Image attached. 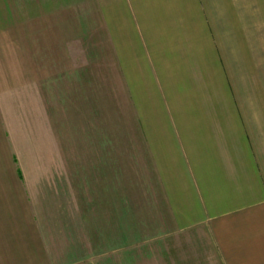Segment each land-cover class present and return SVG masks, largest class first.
Returning <instances> with one entry per match:
<instances>
[{
    "label": "crops",
    "instance_id": "obj_1",
    "mask_svg": "<svg viewBox=\"0 0 264 264\" xmlns=\"http://www.w3.org/2000/svg\"><path fill=\"white\" fill-rule=\"evenodd\" d=\"M10 126L71 171L35 188ZM109 229L131 264H264V0H0V264Z\"/></svg>",
    "mask_w": 264,
    "mask_h": 264
},
{
    "label": "rangeland",
    "instance_id": "obj_2",
    "mask_svg": "<svg viewBox=\"0 0 264 264\" xmlns=\"http://www.w3.org/2000/svg\"><path fill=\"white\" fill-rule=\"evenodd\" d=\"M32 128L35 129V126H33ZM81 128L83 129L80 131V134H77V138H76L77 140H81V141L87 140L92 142L93 144H95V142H98L100 135L99 127L96 128L92 127L90 130H88L89 132L86 131V129H84L85 127H81ZM10 129H11L10 131L11 140L15 148L14 150L17 152V156L21 161L22 166L26 172L25 175L28 178V182L31 183L35 188L41 190L42 189L41 187L42 186L44 187V185L48 183L47 179H50L49 173L53 171L54 172L59 171L61 173L71 171V169L69 168L66 162V159H64V157H66L67 149L55 148L54 146L56 143L55 142L51 143V138L47 136L49 135L48 133H44L43 137L39 140V138H37V134L35 133V131L32 133L23 132L21 126H10ZM64 136H65L64 138L68 140V138L66 137L67 134H64ZM64 138H60L58 143L60 141H64ZM52 144L54 148H52ZM92 151L94 153V151L97 150L92 149ZM53 156L61 158L60 165L59 163L56 164V160H51L49 158ZM72 167L74 171V166ZM93 168L96 170L95 171L96 173L95 174L93 173L95 175L93 176V183H94L96 182L95 180L98 178L99 175L98 165L93 166ZM132 215L133 214H128V216L125 215V218L126 217L130 218V216ZM124 224H125L124 234L131 235V229L129 228V226L131 227L132 223L126 221ZM97 233L95 230H93V235L91 239V256L93 258L91 262H89V264H101V262L105 263L106 262L105 259H107V264H119V261H115L116 255H118L119 258H122L123 256V258H125L124 259L125 264H131L132 261L130 260H132L133 256L137 254L142 255L143 258H148V253H149L148 244L136 246L137 248H141V249H133V245L127 244L131 242V238H125L124 248L123 249L118 248V246H115L113 244L114 239L111 238L112 236L113 238H115V231L112 234L111 230L109 229L108 244L106 247L100 245L99 240H101V238L99 237V230L97 231ZM75 249L79 250L80 248L77 247ZM79 253L82 255L84 254L83 251L82 252L79 251ZM103 254H106V257ZM77 255H79L78 252ZM126 260H128V262ZM144 261L146 262V260ZM81 263L82 262L80 261L75 262V264H81Z\"/></svg>",
    "mask_w": 264,
    "mask_h": 264
}]
</instances>
